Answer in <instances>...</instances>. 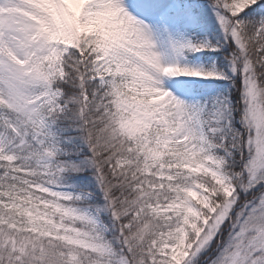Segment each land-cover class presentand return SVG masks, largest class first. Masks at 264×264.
I'll use <instances>...</instances> for the list:
<instances>
[{"label": "snow or ice", "instance_id": "snow-or-ice-1", "mask_svg": "<svg viewBox=\"0 0 264 264\" xmlns=\"http://www.w3.org/2000/svg\"><path fill=\"white\" fill-rule=\"evenodd\" d=\"M0 264H264V0H0Z\"/></svg>", "mask_w": 264, "mask_h": 264}]
</instances>
